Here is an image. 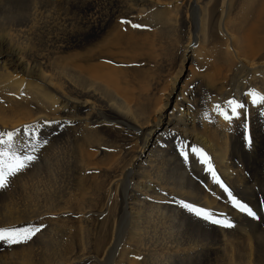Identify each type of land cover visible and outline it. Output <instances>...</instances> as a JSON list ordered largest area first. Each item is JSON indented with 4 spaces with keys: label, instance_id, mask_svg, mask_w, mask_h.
I'll list each match as a JSON object with an SVG mask.
<instances>
[{
    "label": "bare ground",
    "instance_id": "1",
    "mask_svg": "<svg viewBox=\"0 0 264 264\" xmlns=\"http://www.w3.org/2000/svg\"><path fill=\"white\" fill-rule=\"evenodd\" d=\"M252 91L264 93V0H0V133L20 129L21 152L24 127L38 129L37 159L15 176L31 188L0 189V229L43 226L0 241V264H264V95ZM228 98L240 119L210 103Z\"/></svg>",
    "mask_w": 264,
    "mask_h": 264
},
{
    "label": "snow or ice",
    "instance_id": "2",
    "mask_svg": "<svg viewBox=\"0 0 264 264\" xmlns=\"http://www.w3.org/2000/svg\"><path fill=\"white\" fill-rule=\"evenodd\" d=\"M121 23H130L129 21L122 20ZM133 28H141L140 24H132ZM227 107L230 109V113L225 111L220 105H216V110L219 111L220 115L226 121H233L235 119H240L242 113L238 109H244L245 105L243 103H238L235 99L227 101ZM246 116V114H245ZM54 123L53 121L45 122V126H51ZM247 130V129H246ZM38 129H30L29 126H25L22 130V134L25 137V143L23 150L21 152L11 151L13 145L12 140L15 135H20L21 130L17 129L16 132H7L0 133V145H6L8 150L0 151V189H6L8 187L9 179L15 177L18 173L26 170L33 162L37 159L36 156V147L32 143L36 140ZM6 136V139L4 138ZM249 144H251V139L246 136ZM49 141L44 138L42 139L43 144H47ZM177 152L181 158L187 163L190 157V154H195L202 165H206L207 170L214 177L215 182L219 185L221 189L227 194L228 199L232 203L233 207L239 209L241 212L247 213L249 216L254 219H259V217L247 207V205L242 204L237 200L228 187L221 181L219 176L216 174L215 170L210 163V160L206 153L202 149L197 148L196 146L180 142L176 146ZM175 203V201H173ZM180 205L187 209L190 213L194 214L198 218H202L207 222H210L215 225H224L226 227H232L233 225L227 221L226 218H220L215 213L210 212L202 207H196L191 203H185L180 201ZM43 226H32L26 225L13 229H0V241L7 242L8 244H19L26 243L31 240L33 236L41 231Z\"/></svg>",
    "mask_w": 264,
    "mask_h": 264
},
{
    "label": "rangeland",
    "instance_id": "3",
    "mask_svg": "<svg viewBox=\"0 0 264 264\" xmlns=\"http://www.w3.org/2000/svg\"><path fill=\"white\" fill-rule=\"evenodd\" d=\"M159 57L163 60V62H165L164 64V68L162 69L163 71L167 72L168 70H171L173 69V66L175 67L176 66V62L174 61V53L169 51V50H164L162 51L161 53H159ZM190 68V65H186V69L189 70ZM211 69V68H210ZM183 83L185 84V82L189 81V76L186 75L184 78H183ZM254 96H258L256 99L257 102L261 101L262 100V96L264 95V93H262V95H257L256 91H252ZM250 93V92H249ZM209 98H212L211 96ZM234 98V97H233ZM233 98H228L227 101L229 100H232ZM213 100V98H212ZM211 101V99H210ZM227 101H224V102H214L211 101L210 103L213 105V106H216V105H220L225 111L228 110V107H227ZM170 107H173L174 106V103H170ZM169 107V108H170ZM248 131V130H247ZM251 130H249V132H247L246 136L249 137L251 139ZM157 136V135H156ZM156 136L154 137L153 136V139L155 140L156 139ZM16 140L12 141V145L15 143ZM125 146L127 147H131L132 146V143L131 142H125ZM32 179H29L27 181H24V180H20L19 183H18V186L19 185H23L27 188H31V185H32ZM13 188L15 189H19L18 186H17V177H15V179L13 180ZM6 204L13 210H18L21 206L20 204V195L19 196H15L13 199L9 200L6 202ZM222 226V225H220Z\"/></svg>",
    "mask_w": 264,
    "mask_h": 264
}]
</instances>
